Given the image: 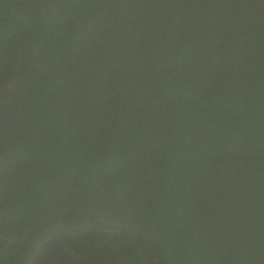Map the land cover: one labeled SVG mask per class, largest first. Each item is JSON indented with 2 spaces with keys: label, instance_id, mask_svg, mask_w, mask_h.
Wrapping results in <instances>:
<instances>
[{
  "label": "trees",
  "instance_id": "obj_1",
  "mask_svg": "<svg viewBox=\"0 0 264 264\" xmlns=\"http://www.w3.org/2000/svg\"><path fill=\"white\" fill-rule=\"evenodd\" d=\"M51 259L264 264V0H0V264Z\"/></svg>",
  "mask_w": 264,
  "mask_h": 264
},
{
  "label": "flooded vegetation",
  "instance_id": "obj_2",
  "mask_svg": "<svg viewBox=\"0 0 264 264\" xmlns=\"http://www.w3.org/2000/svg\"><path fill=\"white\" fill-rule=\"evenodd\" d=\"M6 229V228H5ZM2 230H4V229H2ZM12 232H13V228L12 229H9L8 230V233L6 232V231H2V233L5 235L6 233V235H11L12 234ZM16 235L18 236L19 234L18 233H16ZM19 237V236H18ZM35 254L37 253V252H34ZM47 255H40L39 256V260H41V259H43V258H45ZM45 264H61L60 262H56V260H51V261H49V260H47V261H45Z\"/></svg>",
  "mask_w": 264,
  "mask_h": 264
},
{
  "label": "clouds",
  "instance_id": "obj_3",
  "mask_svg": "<svg viewBox=\"0 0 264 264\" xmlns=\"http://www.w3.org/2000/svg\"><path fill=\"white\" fill-rule=\"evenodd\" d=\"M32 231H33V230H32ZM22 232H23L22 230H19V231L17 232V233L19 234V235H18L19 237L17 236L19 240H20L23 236H25V235H26V236H27V235L30 236V235L32 234V233H30V232H28V231L25 232V234H23ZM6 234H7V233H6ZM6 234H5V235H6ZM41 244H42V243H40V244L37 245V246L40 247ZM43 244H45V242H43ZM38 249H39V248H38ZM38 249H35L34 252H38V251H40V250H38ZM51 260H52V259H51ZM56 262H58V261H56Z\"/></svg>",
  "mask_w": 264,
  "mask_h": 264
},
{
  "label": "rangeland",
  "instance_id": "obj_4",
  "mask_svg": "<svg viewBox=\"0 0 264 264\" xmlns=\"http://www.w3.org/2000/svg\"><path fill=\"white\" fill-rule=\"evenodd\" d=\"M61 262V261H60ZM61 264H63L62 262H61Z\"/></svg>",
  "mask_w": 264,
  "mask_h": 264
}]
</instances>
